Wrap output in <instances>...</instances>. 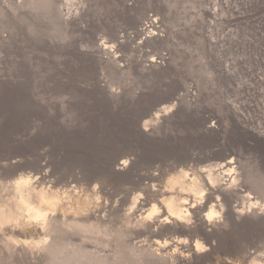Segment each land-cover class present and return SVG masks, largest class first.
I'll return each mask as SVG.
<instances>
[{
    "label": "rangeland",
    "instance_id": "obj_1",
    "mask_svg": "<svg viewBox=\"0 0 264 264\" xmlns=\"http://www.w3.org/2000/svg\"><path fill=\"white\" fill-rule=\"evenodd\" d=\"M24 1L0 0V87L14 82L0 91V201L1 189L5 192L23 175L47 171V180L58 187L77 180L72 185L78 187L80 204L107 216L103 232L106 229L105 237L114 241L123 215L129 212L126 201L137 186L115 176L108 164L116 154L124 153L123 158L138 151L141 157H130L148 176H165L180 164L198 167L215 158L233 161L240 166L243 190L236 188L231 201L238 206L243 201V209L249 201L264 205V142L237 136L236 127L241 121L243 127L264 135V0H57V12L65 16L60 21L43 10L19 7ZM109 101L118 111L112 118L108 112L101 113L108 105L101 112L90 109ZM169 105V118L155 121L159 109ZM88 108L93 116L84 136L82 123ZM212 124L220 127L217 132H209ZM143 133L162 142L148 145ZM16 159L20 166H4ZM82 172L86 179L95 178L93 185L102 186L99 202L86 198V181L78 175ZM119 200L124 202L120 211L113 209ZM99 211L106 214L101 216ZM21 216L4 210L0 218V262H51L55 258L37 256L30 245L41 238L52 239L46 230L31 228L24 240L14 234ZM262 218L264 213L259 212L251 223L243 216V240L214 250L208 262L251 264L264 254ZM225 228L229 236L238 230L232 225ZM67 235L70 239L64 241L62 252L70 251L72 256L64 251V257L54 260H63L59 264L78 260L89 264V252L97 253L95 264L112 259V243L104 247L77 234Z\"/></svg>",
    "mask_w": 264,
    "mask_h": 264
},
{
    "label": "bare ground",
    "instance_id": "obj_2",
    "mask_svg": "<svg viewBox=\"0 0 264 264\" xmlns=\"http://www.w3.org/2000/svg\"><path fill=\"white\" fill-rule=\"evenodd\" d=\"M68 1H66V5H67ZM61 3L64 5L65 2H61ZM62 4H61V6H62ZM21 6L23 8H24V6L26 8L29 7L33 10H36V11L43 10V12H45V15H49V18H53L55 16L58 18V21H60L61 16H62V19H64V17H65L63 15V13L57 12V10H58L57 0H25L19 7H21ZM62 7L59 6V9ZM58 25L60 26V24H58ZM84 52L82 53V55H84L86 53V52L85 53ZM78 54H80V53H78ZM69 62H71V61H69ZM25 71H23L24 74H25ZM27 72H29V71H27ZM10 82L12 83L11 80H10ZM7 83H8V81L6 83H4L5 86L0 87V91H4L5 89L10 88L8 86H9V84L11 85V83L6 85ZM13 83H12V85H13ZM104 92H105V90H104ZM107 105L110 106V108L107 111H104V110H106V109H104L103 110L104 112L103 111L101 112L102 107H105ZM93 106H91L90 109L93 108V109H95V111L98 110L102 114H105V112H108L109 118L113 114L118 113L116 106H115V103L113 101H109V102L101 103V104H95V106L94 107ZM88 107H90V106L88 105ZM170 108H171L170 105L166 106L164 108H160L158 111L159 117L155 121L158 122V120L161 121V119H164V118L167 119V117L169 118L168 111L170 110ZM89 111L91 113V110H89V108H88L87 114L85 115V118L83 119V123H82L84 136H86L85 131H88V128L90 126L89 125V122L91 121L90 118L93 116V114L91 117L89 116ZM95 111L92 110V113ZM96 114L97 113L95 112L94 116ZM98 118H100V117L98 116L97 119ZM100 120H102V119L100 118ZM157 122H156V124H157ZM92 125H93V123H92ZM95 126H94V128H95ZM216 126H217L216 124L210 125L208 127L209 132H217V130H219L218 128H220V127H216ZM236 127L238 128V131H237L238 135L237 136L240 137V136L245 135V136H248L251 139H253V141L255 140L256 142H258V144H263L264 135H261L260 133L254 131L253 129L243 127L241 124V121L236 123ZM99 135L100 134H98V136ZM95 136L96 135H94L93 138H96ZM141 136L143 137V139L146 141V143L148 145L149 144L153 145V144L159 143V141L162 142L161 140H159V138L151 136V134H149V133H143ZM204 137H206V136H204ZM215 137L216 136H213V138H215ZM216 139L217 138H215V140ZM112 140H113V138H112ZM132 150L130 152H132ZM143 151H144V149H143ZM120 154L121 153H119L118 155L116 154V157H114L112 159L111 164H108V166L110 167V170H112L111 172H113V174L115 176H118V177L123 178L125 180L133 181L135 183V185L137 186V189L135 188V190L131 193L130 197L128 198V201H126L127 204H129V212L126 213L125 215H123V219H122L123 223L121 222L122 227L119 228V231H118L116 237H114L115 238L114 241H111V240H109V238L105 237L107 235V233H109V232H107L106 229H104V232H103V227H104V225H106L105 224L106 222H104V220L107 217V216L106 217L104 216L106 214V212L104 213V215L102 214L104 217H100L99 215H97V210L96 211L94 209L92 210L91 207L88 205L80 204V200H79L80 195L77 194V191H75L78 187L77 186L75 187V185H72V184L76 183L77 180H69L68 184H66L65 186L58 187V184L56 182H53L51 180H47V178H48L47 177V174H48L47 171H46L47 174L40 172L37 174L34 173L33 175L27 174V175L20 176L17 180L14 181V183H12L10 186H7V188L5 189V192H4V189H1L3 192V196H1V197H3V198H1V201H0V218L3 217L4 210H8V211L14 210V212L18 211L22 215L21 217L24 218V220H22V222L20 224L30 222L31 224L36 225L39 229H43V231L46 230L48 235H50L52 238V239H50V236H49V239L52 241H50V240L49 241H46V240L42 241V238H41L40 241L33 242L32 244L30 243V245H32L31 246L32 253L34 250L35 253L37 254V256H38V254L39 255L44 254V256L47 255L48 258L50 257L49 258L50 261H51V257L55 258V259L56 258L60 259V257L65 256L63 253L65 250L62 252V247L63 248L66 247L65 245H63L65 243L64 241L67 238L66 235L72 233L73 235L74 234L79 235L81 237V239L86 240V242H91L94 244H102V245L105 244L104 247L107 246L106 244L112 243L114 245V253H113L112 259L110 258L111 260L109 262H107V264H115V261L117 260V257L120 254L121 249L123 247L132 246V245H140V246H142L143 249H149L150 248V249L154 250L151 252V255L146 257L147 264H206V263L210 264L209 259L211 257V254L216 253L214 250H219L220 247L224 246L228 242H229L228 244H230L231 242L235 243V241L238 242L239 240L242 239V233H241L242 231L241 230L243 229V216L246 219V220L244 219L246 222L249 221V222L253 223L255 218L258 216L259 212L264 213V205L262 203H258V206H256V204H255L256 201L253 203V202L248 200L249 205L245 206V208L243 209V204H244L243 201H242L241 205H239V206L235 205V203L231 201L232 199H230V197L232 196L231 195L232 192H234V190H236V188H238V187L240 189L239 184L241 183V186H242V183H243V182H240L241 176L238 172L240 166L238 165L239 167H237L236 163H234L233 161L227 162L221 158H219V159L215 158V157H218L219 155L215 156L216 155L215 154L214 155L215 157H213L217 160H215V159L212 160L210 158L211 160H207V161L203 162L198 167H189L186 164H180L179 163L180 164L179 169L177 171H174L173 173L167 174L165 176H163V175L154 176L151 173V175L148 176L147 172L145 173V172H142V170H139V167H140V166H138L139 161H137L136 159L133 160V159H131L132 157H130V155L136 156V157L137 156L141 157V156H139V154H142V153L135 151V154L132 152L133 155L127 154L123 158H122V156L124 153L121 156H120ZM212 155H211V157H212ZM208 157H207V159H209ZM118 158H120V159H118ZM133 158H135V157H133ZM122 160H123V162H122ZM205 160H206V158H205ZM16 161L17 162H15V160L13 162L11 161L10 163L8 162L7 164H4V166L8 167L9 165L10 166L19 165L17 159H16ZM45 166H46V164H45ZM39 167H41V166L39 165ZM44 167H42V168H44ZM1 168L2 167H0V169ZM47 169H48V167H47ZM40 170H41V168H40ZM40 170H38V171H40ZM97 170H95V171H97ZM42 172H43V170H42ZM90 173L88 172V174H90ZM79 174H80V178H82V179L84 178L86 181L84 183V186L88 187L87 188L88 190L86 191V193H87L86 198H88V200L90 202L91 201L92 202L93 201L99 202L98 199H99L100 192L101 193L103 192L102 186L101 187L99 186V188H98L97 185H93V181H95L94 184H96V180H94L95 178L93 179V181L89 177H88V179H86L87 175L84 172L78 173V175ZM163 174H165V173H163ZM91 175L92 174H90L88 176H91ZM95 175H97V174H95ZM155 175H157V174H155ZM7 176H9V175H7ZM163 178H164V181L166 179L165 182H162ZM221 178L224 180H227L230 184H232V187L229 188L226 184L218 183V186L216 188H213L212 184L214 182H217ZM193 180L200 181V184H202L204 187H206L210 190L209 195L204 197V203L201 205H197L196 208L191 207L192 203L195 202V198H196L195 195H189L188 192H179V189L182 187H184V188L193 187ZM160 182L163 183V186L158 185ZM169 187H171L175 191H173V192L167 191V189ZM241 189H242V187H241ZM241 189L238 191H241ZM72 193H74L77 198H75V197L72 198V195H73ZM217 195L220 196V200L214 201L215 197ZM238 195L239 194H237L236 196H238ZM177 196H179L182 199H187L188 203L187 204L177 203L176 199H175ZM247 197H248V195H247ZM73 199H75L76 204L73 201ZM122 200H119L120 202L117 201L116 204L113 206V209L118 210L119 207L123 208L124 205H122V204L124 202ZM125 200H127V199L125 198ZM165 201H168L169 203H171V205H172L171 208L168 207V204L165 203ZM210 201L211 202L214 201V203L218 205L216 208V211H218V212L221 211V209L219 208V205L222 204L224 206V211L222 213L221 220L217 221L214 219L213 221H208L205 218L204 211L208 209L207 207H209L208 205H210L209 204ZM257 202H259V201H257ZM239 203H240V201H239ZM103 207H105V206H103ZM108 207H109V205H108ZM110 207H111V204H110ZM85 208H86V211H83V213L86 216L83 219L84 215H83V217L80 218V216H78L77 212L79 209H85ZM125 208H124V210H125ZM153 209H155V210H153ZM209 209H210L209 211L207 210L208 212L213 211L212 207H210ZM124 210H122V211H124ZM104 211H105V208H104ZM106 211H107V209H106ZM119 211H120V209H119ZM127 211H128V209H127ZM99 214L101 215L100 211H99ZM108 214H110L109 210H108ZM11 215H13V214H11ZM7 216H9V215H7ZM261 217H263V216H261ZM17 218H19V215ZM6 219H7V217H6ZM259 220H264V218L259 219ZM189 221H191V223H189ZM19 222H20V220H19ZM256 223H258V222H256ZM260 223H262V221ZM263 223H264V221H263ZM250 224H248V225H250ZM230 225L235 226V228L238 227V230L235 229L236 232L233 235L229 236L230 232L227 231V228H225L226 229L225 230L224 227L230 226ZM10 226H12V224ZM15 226H16V224H15ZM14 228H15V231H13V232H15L14 234H16L17 236H21V238L23 237L22 240H24L26 238L24 235L29 234V232L31 230V228L25 229L21 226H17ZM33 228H35V227H33ZM36 232L39 234L38 230ZM9 235H11V234H9ZM3 236H5V235H3ZM35 236H36V234H35ZM231 236H233V237H231ZM72 237H74V236H72ZM13 239H14V237H13ZM67 239L69 240L70 238H67ZM111 239H112V237H111ZM183 239H187L188 243L187 244H181L180 241ZM19 240H18V242H20ZM30 241H28L27 243H29ZM13 242H15V245L17 246L18 242H17V244H16V241H13ZM68 243H66V244H68ZM197 244L202 245L204 248V251H200V249L197 247ZM224 247H226V246H224ZM85 249H86V247H85ZM85 249H84V251H85ZM222 250H223V248H222ZM27 251H28V249H27ZM65 252L67 253V251H65ZM69 252L67 253V255L70 254ZM87 252H89V251H87ZM61 253H63L62 256H60ZM221 253H223V252H221ZM224 253H226V252L224 251ZM30 254H31V251H30ZM95 254H97V253H95ZM95 254L89 252L88 259L91 260V262H90L91 264H95L98 261V260L96 261ZM79 255L81 256V254H79ZM0 256L2 257L1 254H0ZM67 257L65 258L66 260H67ZM4 258H1V260ZM10 258H11V256H10ZM48 258H47V260H49ZM75 258H76V255H75ZM83 258H81L80 260H82ZM34 259L31 261L32 262L34 261V263H35ZM55 259H52L51 262H53V263L56 262V264H59L63 261V260L62 261L60 260V262L58 260L54 261ZM70 259H72V258H70ZM70 259H68V261H71ZM255 259L256 260L252 261L251 264H264V254L258 255ZM85 260H86V258H85ZM101 260H102V258H101ZM37 261H39V260H37ZM43 261H44V259L42 260V263H44ZM57 261H58V263H57ZM51 262H50V264H51ZM2 263H4V262H2ZM2 263L0 262V264H2ZM44 264H49V261H48V263H46V261H45ZM77 264H80L79 260H78ZM101 264H102V261H101ZM221 264H229V262H228V260H225V262H223Z\"/></svg>",
    "mask_w": 264,
    "mask_h": 264
},
{
    "label": "clouds",
    "instance_id": "obj_3",
    "mask_svg": "<svg viewBox=\"0 0 264 264\" xmlns=\"http://www.w3.org/2000/svg\"><path fill=\"white\" fill-rule=\"evenodd\" d=\"M218 183H223L226 184L229 188L232 187V184H230L227 180L224 179H219L217 182H214L212 184L213 188H216L218 186ZM167 191L169 192H173L175 191L174 189H172L171 187H169L167 189ZM179 192H188L189 195H195V202L192 203L191 207L192 208H196L197 205H201L204 203V197L209 195L210 190L206 187H204L202 184H200V181L198 180H193V187L190 188H180ZM176 202L177 203H183V204H187L188 200L187 199H182L179 196H177L176 198ZM215 200L219 201L220 200V196L217 195L215 197ZM165 203L168 204V207L171 208V203H169L168 201H165ZM211 207L213 209L212 212H208L207 210L204 211V216L208 221H213L214 219L219 221L222 218V213L224 211V206L222 204L219 205V208L221 209V211H216L217 208V204L215 203H211ZM155 210V209H153ZM83 211H86L85 209H79L77 214H82ZM24 218L21 217V220H23ZM18 226H21L25 229L28 228H33V227H37L36 225L31 224L30 222L28 223H23L20 224L19 221L15 222ZM189 223H191V221H189ZM4 227H7V224L4 225ZM122 230V229H121ZM181 244H187L188 240L187 239H183L180 241ZM197 247L200 249V251H204V248L202 245L197 244ZM154 251L152 249H143L142 246L140 245H132V246H127V247H123L120 251V254L117 257V260L115 261V264H147L146 261V257H148L149 255H151V252ZM50 264V262H49Z\"/></svg>",
    "mask_w": 264,
    "mask_h": 264
}]
</instances>
